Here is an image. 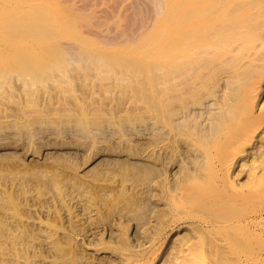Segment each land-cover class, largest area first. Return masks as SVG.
<instances>
[{
    "label": "rangeland",
    "instance_id": "374dc122",
    "mask_svg": "<svg viewBox=\"0 0 264 264\" xmlns=\"http://www.w3.org/2000/svg\"><path fill=\"white\" fill-rule=\"evenodd\" d=\"M129 2L0 0V264H132L127 255L140 254L169 217L162 190L178 177L180 160L167 162L157 131L143 121L157 68L126 50L158 18L144 2ZM36 15L48 22L32 23ZM123 25L136 38L103 43L93 33L116 35ZM64 43L76 46L79 61H64ZM116 60L127 64L113 69ZM252 156L234 167L238 183ZM188 228L167 229L166 241ZM186 255L150 264H181ZM240 264H264V244L256 240Z\"/></svg>",
    "mask_w": 264,
    "mask_h": 264
},
{
    "label": "bare ground",
    "instance_id": "6f19581e",
    "mask_svg": "<svg viewBox=\"0 0 264 264\" xmlns=\"http://www.w3.org/2000/svg\"><path fill=\"white\" fill-rule=\"evenodd\" d=\"M140 2L158 18L139 45L126 48L141 65L157 68L158 87L143 109V121L157 131L167 162L177 158L181 169L162 190L168 219L140 254L131 253L125 261L150 264L184 249L181 264L250 261L256 240L264 244V0ZM135 14L133 9L123 18ZM31 20L48 22L39 15ZM124 28L116 35L93 33L103 43L136 38ZM62 47L65 62L79 61L74 44ZM113 64L115 69L127 61ZM249 155L250 162L240 166L250 172L238 183L233 169ZM181 224L189 230L166 241L167 229ZM234 248L246 249L247 255L231 252Z\"/></svg>",
    "mask_w": 264,
    "mask_h": 264
}]
</instances>
